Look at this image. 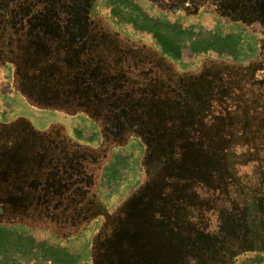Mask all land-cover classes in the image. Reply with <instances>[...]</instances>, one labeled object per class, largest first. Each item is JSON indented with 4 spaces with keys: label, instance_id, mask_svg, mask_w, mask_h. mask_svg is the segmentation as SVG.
I'll list each match as a JSON object with an SVG mask.
<instances>
[{
    "label": "rangeland",
    "instance_id": "1",
    "mask_svg": "<svg viewBox=\"0 0 264 264\" xmlns=\"http://www.w3.org/2000/svg\"><path fill=\"white\" fill-rule=\"evenodd\" d=\"M62 1L49 0L44 11L27 16L0 15V24L28 26V33L15 36L28 37L18 42L23 63L0 55V202L6 207L0 224L36 245L27 254L8 250L5 264H52L37 245L65 250L75 264H98L104 254L127 247V226H137L129 250L144 264H264V227L245 248L238 240L228 244L221 231V211L229 206L223 187L208 188L200 181L215 174L197 169L214 158L192 154V166L178 167L187 162L180 158L182 142L210 147L212 140L202 142L200 133L215 126L219 139L240 132L230 141L236 143L233 158L259 161L245 149L254 139L242 125L264 144V0H129L150 20L185 32H175L181 61L165 66L150 59L170 58L149 32L135 34L119 19L112 20L118 35L102 29L109 26L110 0L91 10L81 0L67 20L56 12ZM98 11L103 20L94 16ZM0 33L10 49L12 30ZM224 35L240 44L237 59L191 51V43ZM109 44H116L109 59L90 55L94 46ZM48 46L58 49L56 59L48 57L55 64L33 66L34 55L41 60ZM126 52L133 53L128 60ZM82 75L88 90L75 99L70 91L79 89ZM242 165L243 180L258 189L264 162L259 169ZM33 187L44 190L41 200ZM29 206L35 209L27 212Z\"/></svg>",
    "mask_w": 264,
    "mask_h": 264
},
{
    "label": "trees",
    "instance_id": "2",
    "mask_svg": "<svg viewBox=\"0 0 264 264\" xmlns=\"http://www.w3.org/2000/svg\"><path fill=\"white\" fill-rule=\"evenodd\" d=\"M110 3L113 6L111 15L116 17L117 19L132 23V25L140 30L146 31L152 34L153 39L157 40L158 43L162 46L163 54L168 56L171 60L177 61L181 58V47L179 46V42L177 41V37L175 32L184 33V31H180L178 27L170 25L166 23L165 25H160V22L150 20L146 17L142 12L132 4L128 0H110ZM127 11V16H124V11ZM172 31V33L164 32V30ZM182 34V35H184ZM235 42V41H234ZM240 44L233 43V38L230 35H224L222 37L215 38L213 37L209 41H197L191 43V51L194 54L199 53H208L213 52L218 56L229 55L230 57L237 59V55L239 50L238 47ZM249 120H245L248 122ZM242 122V121H241ZM244 122V121H243ZM242 124V123H241ZM219 126V125H218ZM240 127V126H239ZM217 126L215 129L209 132V134L205 135V133H200V138L202 142H206L204 139L212 140L211 146H205L204 143L192 144L187 141L182 142V158L184 161H187L185 164H182L181 161L178 163V167L184 168L189 163V166H192L189 158L193 154V156L198 155L199 157L206 158L207 155L212 156L214 159L211 163L200 164L202 168L198 171H212L215 176H207V178L201 179L200 182H207L205 185H209L213 190H217L218 186L220 189L223 187L222 195H224V199L229 203L228 208L225 212L221 211V215L223 217L221 221V231L225 234L228 239V244L232 241H237L240 243V246H244L249 240H254L261 233L262 228L264 227V170L259 174L258 186H256V190L253 191L254 186L253 183L249 180H243L244 178L240 175L238 170V166L241 167L242 164L248 165L252 164L253 167H257L258 169L262 167L264 162V144L259 143V141L255 140L260 134H255L254 132L248 131L247 125H242V131L245 135V132H250L249 140L254 139V143H247L246 150L252 155H257L259 161H250L248 157L246 160H237L238 158H233L231 155L235 154V141H231V139H236V136L239 137L240 132H228L227 134L222 135V138L217 136ZM224 136L227 137V142L224 139ZM210 137V138H208ZM215 138V139H213ZM189 142V143H188ZM233 145V146H232ZM177 155L180 156L179 150ZM180 160V159H179ZM203 162V161H201ZM243 166V165H242ZM221 174V177L219 178ZM199 176H197L198 179ZM209 179V180H208ZM208 180V181H207ZM198 181V180H197ZM209 182V183H208ZM219 190V189H218ZM260 190V191H259ZM44 191H37L35 195H38L39 198L42 197ZM48 194V192H46ZM260 194H262L260 196ZM186 196V195H185ZM182 196V197H185ZM181 197V195H180ZM197 199H199L197 197ZM41 200V198H40ZM198 203L200 201L198 200ZM39 205V204H38ZM35 205V208L39 209L40 206ZM241 206V209L239 208ZM181 208V207H179ZM200 207H198L199 209ZM239 208V209H238ZM2 210V209H0ZM48 213L53 212L52 209L48 208ZM215 211H218L215 209ZM186 214L180 213L179 216L183 217ZM257 219L259 221H257ZM35 242L31 238H23L21 235H18L15 231V228L8 227L5 224H0V264H5V260L7 256L10 254L8 250L19 251L23 254H27L29 250L35 247ZM38 250L44 251L46 256H44L48 262L52 264H75L76 257L70 255L67 251L62 249H57L54 247H49L48 250L43 245H37ZM245 248V246L243 247ZM231 249V248H230ZM241 250V248H239ZM229 251V248L227 247ZM234 251V249H231ZM237 251V250H235ZM232 253H227L229 258H232Z\"/></svg>",
    "mask_w": 264,
    "mask_h": 264
},
{
    "label": "flooded vegetation",
    "instance_id": "3",
    "mask_svg": "<svg viewBox=\"0 0 264 264\" xmlns=\"http://www.w3.org/2000/svg\"><path fill=\"white\" fill-rule=\"evenodd\" d=\"M48 2H49V0H26V1H24V0H0V15H10V16H13V15H17V14H19V15H22L23 14V15H26L27 16V15H30L31 13H34L36 11V9L42 10L41 8H43L42 11H44L46 9V7L48 6ZM99 2H100V0H92V2L90 0H88L86 2H85V0H82V3L83 4L86 3V5H87V8L86 9H90V10L91 9H94V7H96ZM80 3H81V0H65V1H62V4H57L56 7H55L56 8V12H58L57 15L59 14L60 17L62 15L63 17H65L66 20L68 18L72 19L73 18V16H72L73 10H74L75 6L77 7ZM103 3H106V1L103 2V0H102L101 1V6L104 5ZM112 9H113V6H110V9H109V18L108 19L105 18L109 26H102V25L101 26H102V29L104 31L105 30L108 31V30L111 29L112 33L114 32L116 35H118V33L116 31H118L119 28L116 27V24L112 21L113 19L115 20L117 18L116 17H113L111 15ZM90 10H89V12H90ZM9 13H12V15L9 14ZM94 16L97 18V20H100V19L103 20L104 19L101 16V14L99 13V11H98V14L97 13H94ZM101 23H102V21H101ZM128 24H129V26H131L133 33H135V34L145 33V31H140V30L136 29L132 25V23H128ZM41 28H47V27H41ZM1 29L4 30V31H11L12 30V36L13 37L9 35L12 38H8L9 45L12 46L10 49H5L3 47V43H4V41L6 39H4V40L2 38L0 39V55L2 54V56H4V57L7 56L10 60L14 59L19 64V66H20L23 62H21L19 60V58H17L19 56L17 54V51H19L18 49L20 47H22V44L21 43L22 42H25L28 37H27V35H24V37H26V38H24L23 40H20L19 37H20V35L25 34L23 31H27L28 26H20V25L8 26V25H5V24H0V30ZM35 29H40V28L39 27H35ZM118 32L120 33L121 31H118ZM27 33H28V31H27ZM35 33H37L38 35H48V34H45V33L39 34V32H35ZM17 35H19V37H16L15 38V36H17ZM103 41H105L104 38H103ZM18 42H21V43L18 44ZM103 45H102L101 48H96L94 46V50L91 51V54L90 55L91 56L94 55V57L96 59H100L101 57H103L105 55L106 56V59H109V56L111 55V53L113 54V52H112L113 46L116 45V44L111 45V46L109 44V47L110 48H105V46H103ZM50 47L51 46H48V50H46V51H48V55H46L47 53L45 51L44 57H42L41 60H38V59L36 60L37 55H34L35 56V59H32V60L35 61L33 63L34 64L33 66H38V64H40V65L42 64L43 65V63H45V64L48 63V65H51V64L54 65L55 64V62H52L51 61L53 58L51 59V58H48V57H55V59H56V57L58 56L57 55V53H58L57 50L58 49H54V47H51V48ZM122 47H124L125 49H127L125 46H122ZM96 49L97 50H100L101 52L98 51V52L95 53ZM146 49H147V51L154 52L152 50V48L149 47V46ZM52 51H54V52H52ZM84 51H82V53L79 54V58L80 59H83L84 58V55H85ZM147 51H145V54H147ZM131 54L132 55H129V53L126 52V54H123V56H124L123 59L124 60H128L127 55L133 56V53L132 52H131ZM135 54L137 56L136 58L148 57V56L139 55L136 52H135ZM65 56H67V55L65 54ZM31 57H32V55H31ZM74 59H75V56L73 57L72 61ZM150 59L160 61L163 64V66H165L166 63H167L166 65H168V64H174L175 65V64H178L181 61V58L179 60H177V61H173V60H170L168 58L167 59L166 58L165 59L159 58L157 55L153 56ZM168 61H170V62H168ZM60 64H61V61H60ZM152 68H153V65H152ZM109 69L112 71V67H110ZM74 72L75 71H73V73ZM133 82L135 84H137L138 87L140 86V83H139L138 79L137 80H133ZM86 85L89 86L85 82L84 76L82 75V78L79 81V89L75 91L76 87H73V89L70 91L71 95H73L72 97H75V99H77V98H80V99L81 98H84V94L88 90L86 88L87 87ZM116 94H118V93H116ZM78 102H79V100H78ZM33 188H34V190L32 191V194H36V192L39 189H36L35 190V187H33ZM3 189H4V187L3 186L2 187L0 186V195L4 193L3 192ZM45 190H47V189H45ZM41 191H44V190H41ZM12 193L14 194L15 192H12ZM32 194H28V195H32ZM7 205L10 206L11 203H9V204L7 203ZM11 206L14 207L13 205H11ZM38 206L41 207L40 210L43 211V212H47V210H48L49 207L51 209L53 207V206H50V205L49 206H46V205L43 206L41 204H39ZM15 207L19 208V206H15ZM1 208H4V210H0V218L3 217V215L5 214V210H6V207L4 206V204L2 202H0V209ZM32 209H35V208L33 206L32 207H30V206L29 207H26V210H28L27 212L32 211ZM13 212L14 213H17L19 211H18V209L15 208V210ZM41 213L42 212H40V214ZM136 227H133V229H131L128 226L127 227H124V231L126 233V235L124 237L126 238V243H128V245H127L126 248H124L123 250H119V248H117L114 252H109V253L104 254L101 258H99V260H98L97 263L98 264L99 263L100 264H139V263L144 264L145 263L144 260L138 261V257H137L138 254L134 253L133 252L134 250H129V248H134L133 245H135V242H136V241H134V242L131 241V238L133 237L132 232L135 233V230L134 229H136ZM131 244H133V245H131ZM120 255H122V256L127 255L128 257H130L132 259H128V258L127 259H124V257H121Z\"/></svg>",
    "mask_w": 264,
    "mask_h": 264
}]
</instances>
